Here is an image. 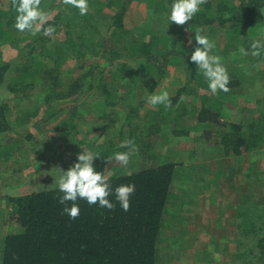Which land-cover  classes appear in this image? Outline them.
Returning a JSON list of instances; mask_svg holds the SVG:
<instances>
[{
  "label": "trees",
  "instance_id": "obj_1",
  "mask_svg": "<svg viewBox=\"0 0 264 264\" xmlns=\"http://www.w3.org/2000/svg\"><path fill=\"white\" fill-rule=\"evenodd\" d=\"M172 2L88 0L89 11L81 16L78 9L66 5L64 0H41L40 7L47 14V23L40 32L33 34L28 30L20 32L14 27L17 14L12 7V0H0L1 167L10 165L9 162L28 167L35 155H43L46 150L60 152L62 143H65L66 149L72 152L66 154L72 164L81 151L97 154L99 157L94 159V166L97 171L110 177L113 189L129 183L136 186L127 212L119 206L114 196L110 197L116 205L112 210L77 200L75 203L79 205L80 215L72 219L63 211L65 205L58 202L63 193L53 184L40 190L31 188L27 194L3 195L7 191L6 178L10 177V173L3 169L6 177L0 182V207L6 214L0 219H4L3 224L6 225L9 222L19 225L16 224V230L3 232L6 235L2 256L0 244L1 264H159L164 260L163 228L167 223L170 224L166 222L168 214L165 210L171 186L174 187L178 182L173 180L176 167L185 165L173 160L163 161L160 156H156L152 148V136L164 132L163 117L174 111L175 116L179 114V119L175 118L174 121H182L183 124L186 118L194 116L198 110V99H202V105L195 121L191 123L195 122L196 129L206 128L207 139L213 141L222 156L234 157L243 167L245 161L239 158L245 153L251 156L260 150L264 142V100H256L254 113L258 114L248 122L243 117L233 121L234 115L230 116L232 120L222 122L223 115L236 108L230 104V107L223 109L225 102L229 101L225 98L236 99L243 88L251 85L245 84L246 79L243 82V79L229 75L230 91H218L214 100L209 95H203L200 89L208 88V83L190 61V54L198 45L194 43L187 46L190 36L184 34L190 31L195 37V32L199 31L210 39L214 32H222L227 39V46L222 49L216 45L212 54L225 56L224 62L228 63L227 56L236 50L240 38H243L248 50L250 46L246 42L247 38L255 41L250 34L256 26L264 25V0H205L200 6L201 10L185 25L170 21ZM49 26L54 28L50 37L43 35V28ZM260 39L264 42V31ZM4 46L15 49L17 56L4 62ZM26 50L29 52L26 53ZM101 59L106 63H101ZM254 60L264 61V50ZM169 66L185 71V83H179L175 94L173 89L169 93L170 107L159 104V119H149L156 112L151 109L146 112L139 128L131 120L140 117L139 106L156 92L161 79L168 74ZM95 86L96 97L105 98L101 100L104 109L108 106H115L116 109L115 113L104 112L103 109L101 125L90 124L91 118H86L82 112L86 108V101H90L87 92ZM122 88L126 91L121 93ZM32 90L38 93L37 98L32 97ZM135 96L143 97L138 105L133 99ZM65 98H73L74 103L69 106L67 113L60 103ZM244 100L245 103H253L252 100ZM209 101L210 106L207 105ZM236 106L240 108L238 103ZM172 107L176 109L170 111ZM42 111L40 122H51L57 133L43 135L40 123H35L40 130L37 134L40 137H32L30 132L29 140L26 141L23 137L26 131L22 132L19 125L27 124ZM61 116L65 118L59 121ZM94 119L98 118L94 116ZM212 124L216 128H212ZM79 130L81 135L83 130L86 132L84 137L78 135ZM173 133L180 135L187 131L175 130ZM126 139L134 141L137 151L133 155L142 165L137 170L121 169L109 173V164L117 161L108 158L128 150L120 147ZM140 144L143 148L137 147ZM53 146H56L55 150ZM144 146L147 147L146 151ZM226 162L225 159L220 164ZM63 163L60 156L56 165L59 167ZM228 164L222 175L242 173V169L231 168V163ZM24 167L17 169L23 173L21 177L33 174L23 171ZM40 167L41 160L30 169H39L33 176L40 174V178L41 174L47 173H42ZM56 172L59 173V170L56 169ZM257 172L259 181H264V173L260 169ZM247 175L242 178L241 184L232 186L233 192L228 196L225 194L221 197L220 186L218 192L212 195V198L220 201L219 208H215L218 221L221 224V219L222 223H225L224 218L227 219L225 225L221 224V231L228 229L227 224L234 219L236 235L233 251L223 250L225 254H230V264H264V200L258 195L261 186L250 188L252 173ZM13 179L11 185L17 187H34L33 184L40 181L32 177L26 184L27 180L20 183L18 177ZM244 180L248 183L243 184ZM233 193L238 194V202L231 199ZM66 203L71 207L73 202ZM248 209L252 211L251 214H248ZM202 213L203 209L194 216L195 220ZM210 244L214 247L211 256L206 253L208 248L204 254L201 251V259L206 264H214L219 257L217 252L221 251L223 244L230 245V242L228 238H218L215 241L210 239Z\"/></svg>",
  "mask_w": 264,
  "mask_h": 264
},
{
  "label": "rangeland",
  "instance_id": "obj_2",
  "mask_svg": "<svg viewBox=\"0 0 264 264\" xmlns=\"http://www.w3.org/2000/svg\"><path fill=\"white\" fill-rule=\"evenodd\" d=\"M137 5V4H136ZM264 31V25L256 26L251 30V37H254V40H261L260 37L263 35ZM184 35L190 36L191 43L189 41L186 43L187 46H192L195 43V37L192 36V34L187 32ZM54 39H57V35L54 36ZM246 41L248 45L250 46L249 50L247 49V46L243 42V38H240V43L238 44V47L236 50H232L230 55L228 57V63L225 61V56H222V63L226 67L228 74L232 76H236L240 79H243L242 81L245 82L246 79V85H251V87L243 88L238 98H225V100L229 99V101H226L223 109L232 106H235L236 108L232 109L231 112L227 115H223L224 121L232 120L230 116L234 115L233 121L240 119L241 117L245 118L248 122V120L254 116L256 117L258 113H254V109L256 108V100H261L263 102L264 100V61L259 60L255 61L257 56L251 55V44L253 41L251 39L247 38ZM27 41L24 40L23 43ZM210 41L214 43V45H220L223 48L227 46V39L224 37L222 32H214L213 36L210 38ZM238 41V42H239ZM196 44V43H195ZM241 49H245L248 54L245 55L241 52ZM28 53L29 51L26 50ZM17 56L16 50L13 48H10L9 46L3 47V60L4 62L11 60ZM2 60V58H0ZM101 63L105 64L106 61L101 59ZM11 63V62H10ZM177 66V64L175 63ZM174 65V66H175ZM174 66H169L168 74L165 75L163 79H161V83L158 86V89L155 93H160L162 91H167L168 94L173 89L175 94V91L180 86V82L183 84L185 83V79L187 77L186 73L182 69H175ZM243 70H241V69ZM230 77V76H229ZM251 77V78H250ZM250 79V82H249ZM98 87V86H97ZM32 90V97L37 98L38 93ZM126 89L122 88L121 93L125 92ZM201 93L203 95H209L210 99L214 100L215 97H217V94H212L211 91L204 87L200 89ZM97 88L96 86L88 90V99H90L89 102L86 101V108H83L82 112L86 116V118H91V121H89L90 124H98L101 125L102 117L101 113L103 112V109L105 106L101 104V100L105 99L100 97H96L97 95ZM143 97H137L135 96L133 99L135 100L136 104L138 105ZM233 99V100H231ZM244 99L252 100L253 103H245ZM1 100V99H0ZM73 98H65L64 101L60 102L62 104V107L65 108L66 113L69 110V106L73 105ZM202 103V99H198V104L196 106L199 107ZM236 103L239 104L240 108H237ZM122 104V103H121ZM210 104V101L207 103V105ZM220 104V103H219ZM210 106V105H209ZM249 106V108H248ZM81 109V108H80ZM156 111L155 114L152 113L150 115L149 119L151 118H158V115L160 114V106L158 105H151L148 102L143 103V105L139 106L138 114L140 115L139 118L134 117V120H131L132 124H138V127L141 128V121L145 118L146 112L149 110ZM175 107H172L170 111L175 110ZM239 109L240 111H237ZM115 106H108L104 109V112L108 113H115ZM198 110L195 112L194 116H189L188 119L184 120V124L182 121H174L175 118L179 119L177 116L179 114L176 113L177 116H175L174 113L168 114V116L163 117L164 118V125L165 128H162L163 133L153 135L152 139V148L156 156H160L162 160H173V162H181L185 166H177L176 167V173L174 174V182L178 180V182L175 183V186H171V193L170 197L166 206V212H167V221L170 222V224H166L163 228L164 236L162 237V246H163V252L162 255L164 257V260H161L159 264H206L207 262L204 259H201V251L204 254V251L207 249V252L210 256L214 252V247L212 244H210V239L216 240L218 238H228L230 245H224L221 247V251L217 252L218 259H216V262L214 264H230V254H225L223 250L228 249L229 251H233L234 246V236L236 235L235 232V224L234 219L231 220L227 224L228 229H224V231H221V224L220 220L218 221V212L215 208H219L220 201L215 200L212 198V195L218 192V187L220 186V193L221 197L226 194L228 196L233 192L231 189L232 186H237L242 183L243 177L248 176V173H252V180L251 183L252 187L261 186V189L258 191L259 197H261L264 200V181H259L258 178V170L262 171L264 173V142L259 148L260 150L257 152H253V154L250 156L249 154L245 153L243 157L239 158L240 160H244L243 167H240L239 160L236 161L234 157H224L221 155V153L214 147L213 141H210L207 139V135L205 134V127H201L200 129L195 128V122L191 123L192 121H195L196 114ZM226 114V113H224ZM65 115V114H63ZM75 116V115H74ZM72 116V118H74ZM81 116V115H79ZM94 116H96L98 119H94ZM27 124H21L20 130L23 133V137L26 139V141L29 140L28 134L31 132L32 137H40L37 134H39L35 123H40L41 126V134L43 135H53L56 134L57 131L54 130V124L51 122L49 124H44L43 122H40L43 118V111L38 113V115L33 116ZM65 116H61L59 121L61 119H64ZM101 118V119H100ZM159 119V118H158ZM58 121V123H59ZM88 121V120H87ZM118 122H120L118 120ZM144 123V122H143ZM142 123V124H143ZM149 124V123H148ZM87 126V125H85ZM215 124H212V128H216ZM185 129L187 133L185 134H174L173 132L175 130H183ZM211 128H208L207 130H210ZM28 130V132H27ZM42 130L44 132L42 133ZM84 131V130H83ZM79 130L78 135L85 136L86 132ZM138 133L141 131L138 129ZM100 133V132H99ZM101 134V133H100ZM87 137V136H86ZM101 138H99L100 140ZM98 140V144H99ZM213 146H211V145ZM60 146V145H58ZM62 149L60 152H50L49 150H46L43 152L44 154H38L32 157L31 164L28 167L21 166L20 164L15 162H9L10 165L2 168L0 165V182L6 177L5 171L3 169H6L7 173H10V177L6 178V188L5 194L3 195H14L12 192H18L27 194L31 190V188H34V190H40L43 188H47L49 185L53 184L54 187H57V180L60 176V169L67 170L72 165V160L69 158L66 154H72L70 150L66 149V144L62 143ZM50 146H48L49 149ZM54 150L56 149V146H53ZM138 148H143V145L140 144L137 146ZM145 151L147 149L146 146H144ZM40 150V148H39ZM143 152V151H142ZM99 154V153H98ZM102 154V153H101ZM100 155V154H99ZM144 155V154H143ZM18 156V155H17ZM60 156H62L63 164L57 167L56 163L58 162ZM114 156V155H113ZM54 158L56 159L55 165L52 164L54 161ZM100 158L102 156L100 155ZM160 158V160H161ZM233 158V159H231ZM226 159L227 162L224 164H220L221 162ZM41 160L42 162V168L41 172L44 173L45 171L48 173L41 174H35L34 173L39 172L37 169H33L35 164ZM43 160V161H42ZM143 162V161H142ZM153 162V161H151ZM228 163H231V168H238L242 169L240 175L239 173H227V176L222 175V171L226 169ZM220 164V165H219ZM142 164H139L136 161V158L134 155L130 157L129 164L125 167L121 165L118 161H113L108 166L109 173H113V171L117 172L121 169H124L125 171H131V170H137L139 167H141ZM5 166V165H4ZM229 166V164H228ZM24 167L23 171H27L28 173L31 172L32 175L23 176V173L18 172L17 169L20 170ZM56 169L59 170V173L56 172ZM19 170V171H20ZM55 172H54V171ZM12 171V172H11ZM52 172V174H50ZM257 172V173H256ZM245 173V176L243 175ZM238 175V176H237ZM258 175V177H257ZM20 176V177H19ZM13 177L15 179L18 177L20 180V183L24 180H27L26 184H29V180L33 177V179L40 181H36L33 185L34 187L30 186H15L11 185L13 182ZM228 178H233L232 180H228ZM173 182V184H174ZM261 182V183H260ZM25 183V182H23ZM230 183V184H229ZM248 183L247 180H244L243 184ZM248 188L247 190H250ZM7 192V193H6ZM1 194V193H0ZM214 197V196H213ZM219 196H217L218 199ZM231 199H234L235 201H239V196L236 193H233V197ZM230 201V200H229ZM5 204V203H4ZM3 207H0V217H3L6 212L1 209ZM203 209L204 213H202L199 218L195 220L194 216L197 213H201V210ZM3 210V211H1ZM248 214L252 213V211L249 209L247 210ZM232 216V213H230ZM234 216V215H233ZM201 220L197 221V220ZM4 219H0V233L3 235V237L0 236V244H1V256H2V248H3V239L6 235L5 233H8L12 230H16L19 225L17 222L16 224L12 225L10 224H3ZM224 222L226 224L227 219L224 218ZM176 223H179L178 225H175ZM197 228V230H196ZM200 229V230H199ZM5 232V233H3ZM223 234H221V233ZM225 232V234L223 233ZM2 239V240H1ZM169 247V249H168ZM165 248V249H164ZM171 249V250H170ZM168 253V254H165ZM0 264H1V257H0Z\"/></svg>",
  "mask_w": 264,
  "mask_h": 264
},
{
  "label": "clouds",
  "instance_id": "obj_3",
  "mask_svg": "<svg viewBox=\"0 0 264 264\" xmlns=\"http://www.w3.org/2000/svg\"><path fill=\"white\" fill-rule=\"evenodd\" d=\"M205 0H173L169 19L177 25H185L201 10V5ZM66 5H70L79 10V14L84 16L89 11L88 0H64ZM41 0H12V7L16 11V22L14 27L24 32L32 31L33 34L40 32L43 25L47 23V14L40 7ZM54 31L52 26L43 28V35L50 37ZM191 43V40H189ZM196 46L190 54V61L205 77L208 88L212 94L218 91H230V77L226 67L222 63L221 57L212 54L215 47L210 39L195 32ZM251 55L260 56L264 50V42L255 40L251 44ZM245 55L248 52L241 49ZM187 55V53H186ZM147 102L153 106L164 104L170 107L169 94L167 91L153 93L148 96ZM121 148L128 149L124 152H117L108 159H115L121 165L127 166L130 157L137 151L133 140L126 139L121 142ZM99 157L89 151H81L77 154L74 163L67 169H60V176L57 180L60 195L58 202L65 205L63 211L72 219L80 215V208L77 200H84L88 205H97L100 208L112 210L115 203L110 199L114 196L119 206L127 212L130 208V197L135 193L134 183L122 184L113 189L110 177L104 172L97 171L94 166V159ZM68 201L73 202L71 207L67 206Z\"/></svg>",
  "mask_w": 264,
  "mask_h": 264
},
{
  "label": "crops",
  "instance_id": "obj_4",
  "mask_svg": "<svg viewBox=\"0 0 264 264\" xmlns=\"http://www.w3.org/2000/svg\"><path fill=\"white\" fill-rule=\"evenodd\" d=\"M13 194H14V196H16V195H22L23 193H18V192H12ZM7 208V207H6ZM199 218V217H198ZM197 221H200L201 222V220H197ZM223 225H225V223H222Z\"/></svg>",
  "mask_w": 264,
  "mask_h": 264
}]
</instances>
